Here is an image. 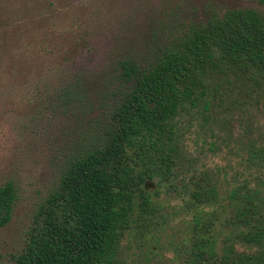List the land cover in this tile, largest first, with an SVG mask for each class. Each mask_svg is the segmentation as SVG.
<instances>
[{
  "label": "trees",
  "instance_id": "16d2710c",
  "mask_svg": "<svg viewBox=\"0 0 264 264\" xmlns=\"http://www.w3.org/2000/svg\"><path fill=\"white\" fill-rule=\"evenodd\" d=\"M86 9L0 0V119L50 148L11 264H131L144 247L171 264H264V11L155 14L118 30L101 66L73 69ZM22 193L0 183V232Z\"/></svg>",
  "mask_w": 264,
  "mask_h": 264
},
{
  "label": "rangeland",
  "instance_id": "374dc122",
  "mask_svg": "<svg viewBox=\"0 0 264 264\" xmlns=\"http://www.w3.org/2000/svg\"><path fill=\"white\" fill-rule=\"evenodd\" d=\"M90 14L89 46L70 63L73 69L101 66L116 32L126 26H141L150 17L160 14L177 20L207 18L211 7H251L264 11L258 0H85ZM21 118L0 119V183L13 177L23 188L13 221L0 232V264H11V255L20 247L33 211L37 193L46 184L50 173V148L39 145L37 139L21 133ZM152 247V246H151ZM154 249H158L153 246ZM149 252V254H148ZM171 264L162 256L153 255L144 247L142 254L133 256L131 264ZM172 255V254H171ZM132 259V258H131Z\"/></svg>",
  "mask_w": 264,
  "mask_h": 264
}]
</instances>
